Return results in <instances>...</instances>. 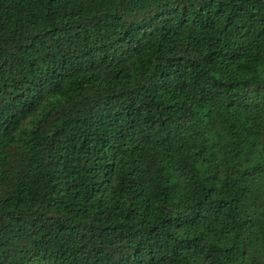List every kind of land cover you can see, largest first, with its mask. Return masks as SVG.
I'll return each mask as SVG.
<instances>
[{
	"label": "trees",
	"instance_id": "obj_1",
	"mask_svg": "<svg viewBox=\"0 0 264 264\" xmlns=\"http://www.w3.org/2000/svg\"><path fill=\"white\" fill-rule=\"evenodd\" d=\"M0 264H264V0H0Z\"/></svg>",
	"mask_w": 264,
	"mask_h": 264
}]
</instances>
